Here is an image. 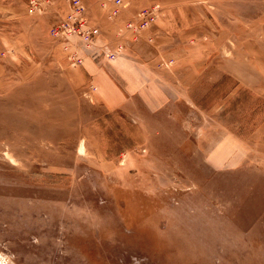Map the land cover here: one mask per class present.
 <instances>
[{
  "label": "rangeland",
  "instance_id": "374dc122",
  "mask_svg": "<svg viewBox=\"0 0 264 264\" xmlns=\"http://www.w3.org/2000/svg\"><path fill=\"white\" fill-rule=\"evenodd\" d=\"M123 1L89 16L139 49L160 110L96 101L50 34L62 0H0V264H264V0ZM156 4L184 47L118 34Z\"/></svg>",
  "mask_w": 264,
  "mask_h": 264
},
{
  "label": "built area",
  "instance_id": "2783aa9c",
  "mask_svg": "<svg viewBox=\"0 0 264 264\" xmlns=\"http://www.w3.org/2000/svg\"><path fill=\"white\" fill-rule=\"evenodd\" d=\"M57 0H29L30 15H44ZM67 5L63 15H58L50 28V34L61 44L72 67H82L85 59L114 61L124 53L122 44L110 46L102 41V29L89 16L88 0H62ZM109 20H115L127 8L123 0H93ZM160 5H152L139 11L134 20L120 28L119 35L128 33L131 40L138 41L141 35L155 25L161 16ZM94 88V87H93ZM95 89V88H94Z\"/></svg>",
  "mask_w": 264,
  "mask_h": 264
},
{
  "label": "crops",
  "instance_id": "0c3cea01",
  "mask_svg": "<svg viewBox=\"0 0 264 264\" xmlns=\"http://www.w3.org/2000/svg\"><path fill=\"white\" fill-rule=\"evenodd\" d=\"M132 12L134 9L128 10V13ZM163 21L165 19L160 18L153 30L162 37H173V47H184V32H174L172 25H165ZM161 46L160 42L159 48ZM138 50L127 52L114 61L87 57L81 67L96 87L94 98L108 111L126 109L131 102H141L148 109L156 111L170 101L171 95L166 85L154 75L149 63L137 56Z\"/></svg>",
  "mask_w": 264,
  "mask_h": 264
}]
</instances>
